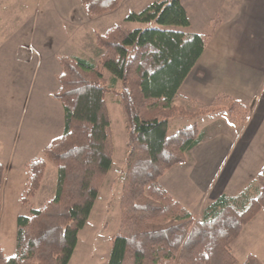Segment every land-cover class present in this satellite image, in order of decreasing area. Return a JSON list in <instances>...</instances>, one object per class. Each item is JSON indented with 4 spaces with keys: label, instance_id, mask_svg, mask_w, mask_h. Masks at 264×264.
<instances>
[{
    "label": "trees",
    "instance_id": "obj_1",
    "mask_svg": "<svg viewBox=\"0 0 264 264\" xmlns=\"http://www.w3.org/2000/svg\"><path fill=\"white\" fill-rule=\"evenodd\" d=\"M121 1L80 0L91 16L114 11ZM126 21L158 26L117 25L97 33L98 63L59 57L60 90L54 96L65 109L64 134L44 149L43 157L27 163L22 202L29 204L40 190L48 161L58 167L56 196L18 217L16 254L6 257L0 245V264H70L113 164L111 91L125 115L129 152L120 229L108 264H264L253 254L241 262L231 249L264 210V166L241 194L223 195L208 205L201 220L160 183L202 141L198 121L209 112H225L238 124L246 120L248 106L225 95L195 112L176 104L210 36L184 30L191 21L182 0H156L130 12ZM178 118L195 122L170 134V122ZM4 173L0 163V215Z\"/></svg>",
    "mask_w": 264,
    "mask_h": 264
},
{
    "label": "crops",
    "instance_id": "obj_2",
    "mask_svg": "<svg viewBox=\"0 0 264 264\" xmlns=\"http://www.w3.org/2000/svg\"><path fill=\"white\" fill-rule=\"evenodd\" d=\"M182 3L191 21L184 30L209 35L210 40L181 86L176 104L195 112L210 108L214 99L225 95L249 108L242 124L225 112H209L201 118L202 141L185 163L160 178L162 186L196 216L223 195L241 194L264 166V0ZM64 14L51 8L48 18L41 16L45 21L26 26L22 34L31 33L28 50L18 46L20 35L0 48L3 186L10 180L14 187L19 177L25 179V186L27 163L43 157L44 149L64 134L65 109L54 96L60 90L59 57H77L64 54L69 41ZM75 35L79 40V33ZM20 51H27L28 57H21ZM49 165L48 161L47 169Z\"/></svg>",
    "mask_w": 264,
    "mask_h": 264
},
{
    "label": "rangeland",
    "instance_id": "obj_3",
    "mask_svg": "<svg viewBox=\"0 0 264 264\" xmlns=\"http://www.w3.org/2000/svg\"><path fill=\"white\" fill-rule=\"evenodd\" d=\"M78 1L80 0H0V48L7 42L12 41L14 36L18 37L20 35L21 40L18 46L28 50L31 33L28 32L27 35L23 36L24 28L35 24L34 22L42 23L45 21L41 19V16L48 18L51 8L52 10L58 8L62 13H65L63 16L61 15L62 24H64V31L68 35L69 41L66 43L64 54H73L94 60L97 63L100 58L97 33L104 34V32L117 25L128 28L158 26L156 23L140 24L126 21V17L130 12H141L156 0H122L119 8L99 16L87 14L84 6ZM164 28L182 29L172 26ZM74 33H79V40L73 37ZM28 54L27 51H20L21 57H28ZM105 74L107 77H111L110 73L105 72ZM118 89H121L120 85ZM107 97L115 146L113 164L100 190L88 223L79 234L78 246L70 264H108L113 238L120 229V200L123 178L126 172V159L129 152V137L125 115L118 103L117 93L111 91ZM192 124L193 121L190 119H172L170 134L175 133L179 128ZM21 178L19 177L18 181L16 180L15 185L13 184L14 187L10 186V180L7 181L2 191L0 245L8 258L16 254L18 217L29 215L31 207L41 208L56 196L58 167L50 162L42 187L29 204L22 202L27 183L24 186L25 179ZM202 214L203 212L196 215V219L201 220ZM231 249L241 262L249 254H253L264 263V210L260 211L247 224L241 235L232 243ZM175 264L182 263L177 260Z\"/></svg>",
    "mask_w": 264,
    "mask_h": 264
}]
</instances>
